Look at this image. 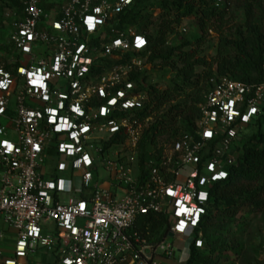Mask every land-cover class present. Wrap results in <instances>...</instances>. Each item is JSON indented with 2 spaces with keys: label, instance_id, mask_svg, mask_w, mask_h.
Instances as JSON below:
<instances>
[{
  "label": "built area",
  "instance_id": "obj_1",
  "mask_svg": "<svg viewBox=\"0 0 264 264\" xmlns=\"http://www.w3.org/2000/svg\"><path fill=\"white\" fill-rule=\"evenodd\" d=\"M19 2L3 8L0 41V264H32L41 251L43 264H161L175 257V236L202 249L211 189L263 114L264 80L214 82L191 129L143 175L136 155L108 162L104 187L94 179L103 141L123 131L135 149L150 119L137 116L148 100L147 39L119 18L135 0ZM149 213L169 218L160 241L131 231Z\"/></svg>",
  "mask_w": 264,
  "mask_h": 264
},
{
  "label": "trees",
  "instance_id": "obj_2",
  "mask_svg": "<svg viewBox=\"0 0 264 264\" xmlns=\"http://www.w3.org/2000/svg\"><path fill=\"white\" fill-rule=\"evenodd\" d=\"M157 1V17H153L151 12L143 13L140 9L141 0H135L131 9L119 15L120 25L135 27L146 37L148 63L159 62L161 67L174 69L179 78L177 83L164 90L149 87L146 105L137 113L143 120L169 107L167 116L146 130L140 141L138 164L141 175L145 171L143 147L146 140L156 147L159 137H170L174 128L172 123L179 116L191 120L188 124L190 130L199 116L202 96L204 98L214 82L228 77L249 85H258L264 80V0ZM5 6H21V3L19 0H0L1 12ZM238 11L243 12L245 18L240 25L234 22ZM185 18H193L198 23L201 32V37L196 41L198 46L206 41L211 32L217 35L216 53L210 59L200 56L195 49L185 50L194 44L191 41H183L177 46L167 44L168 37L175 33ZM138 76L132 74L134 79ZM190 85L196 87L197 91L191 97V102L186 103L184 97ZM263 120L264 108L263 114L247 130L250 133L243 135L238 161L230 168L229 177L212 187L211 209L202 217L197 231L202 232L205 247L197 248L193 240L184 264H215L217 258L229 251L227 245L231 248L236 246L235 238L227 233L230 225L236 227L238 214L264 213ZM176 136L177 132L172 135L173 139ZM125 139L126 134L118 132L105 142L104 148L122 144ZM162 149H157V153ZM169 226L167 216L149 213L139 216L131 231L150 242H157L167 234ZM259 264H262V258Z\"/></svg>",
  "mask_w": 264,
  "mask_h": 264
},
{
  "label": "rangeland",
  "instance_id": "obj_3",
  "mask_svg": "<svg viewBox=\"0 0 264 264\" xmlns=\"http://www.w3.org/2000/svg\"><path fill=\"white\" fill-rule=\"evenodd\" d=\"M157 0H141L140 9L143 13L151 12L153 17H157L159 10L157 8ZM0 17L2 22H0V41H3L8 32L7 27L3 20V16ZM244 13L238 11L235 14L234 22L237 25H240L244 22ZM135 28V27H134ZM201 37V32L198 27V23L193 18H185L177 26L174 34L168 37L167 44L170 46H177L183 41H191L194 44L187 46L185 50H197L200 56H203L207 59H210L216 53V46L218 42V37L215 33H210L206 41L202 45H197L196 41ZM141 79H143L148 87L154 86L159 90H164L169 86H173L179 78L176 76V70L161 67L159 62L149 63L148 66L142 67ZM201 71V69H198ZM197 91L196 87L190 85L186 89V103L191 102V97L195 95ZM201 98V97H200ZM181 99V98H180ZM178 99L177 101H180ZM203 99V96H202ZM166 109L160 110L158 113H155L154 116L142 126L140 132V141L144 135V132L148 130L152 125H157L161 121L162 117L167 116ZM170 118L168 117V120ZM191 120H186L185 118L179 116L176 117L173 121V131L172 135L177 132V135L183 131L188 130V124ZM171 122V121H170ZM253 131V130H252ZM262 131L264 132V120L262 121ZM250 133L246 131L245 134ZM170 137L162 136L158 138L157 146L154 147L148 142V139L145 142L143 147V154L145 155V160L147 161L157 153V149L160 147H165L172 139ZM148 137V136H147ZM105 141L102 143L103 150L100 152L101 160L100 167L98 172H94L95 181H99L102 186L107 187L110 180L107 178L106 166L108 162H125L129 156L136 155L139 162L140 155V142L135 149L130 146L128 141H125L123 144H114L108 148H104ZM53 161L47 157L46 165L51 166ZM139 166V164H138ZM48 169V168H47ZM237 223L235 228L231 225L228 227V235L235 238V248H231L229 245V251L224 253L221 257L216 259L215 264H259L260 259L262 258V247L264 246V213H253V212H242L237 216ZM219 235V234H218ZM173 243L176 253L175 257L171 260H166L164 258H159L161 264H184L189 257V246L191 239L181 238L179 236L170 237L168 239ZM232 242V240H230ZM205 247V245H204ZM203 247V249H204ZM43 254L44 251L33 256L32 264H43Z\"/></svg>",
  "mask_w": 264,
  "mask_h": 264
},
{
  "label": "snow or ice",
  "instance_id": "obj_4",
  "mask_svg": "<svg viewBox=\"0 0 264 264\" xmlns=\"http://www.w3.org/2000/svg\"><path fill=\"white\" fill-rule=\"evenodd\" d=\"M139 43H140V44H142V43H143V41L141 40V41H139ZM209 135H210V133H209Z\"/></svg>",
  "mask_w": 264,
  "mask_h": 264
}]
</instances>
